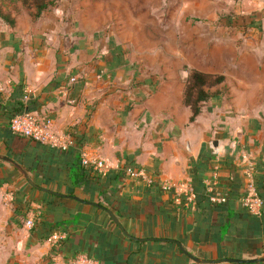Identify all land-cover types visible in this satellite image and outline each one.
Instances as JSON below:
<instances>
[{
	"label": "crops",
	"instance_id": "crops-1",
	"mask_svg": "<svg viewBox=\"0 0 264 264\" xmlns=\"http://www.w3.org/2000/svg\"><path fill=\"white\" fill-rule=\"evenodd\" d=\"M66 4L26 23L0 16V155L34 185L0 159V264L79 253L100 264H264L224 260L264 257V205L253 214L241 203L264 197V0H137L138 24L153 22L161 42L155 57L185 60L153 68L97 27L101 0L94 27ZM192 72L221 80L188 101ZM19 102L52 119L66 148L13 133ZM82 149L104 168L74 185ZM164 179L189 182L195 205L175 203Z\"/></svg>",
	"mask_w": 264,
	"mask_h": 264
},
{
	"label": "rangeland",
	"instance_id": "rangeland-1",
	"mask_svg": "<svg viewBox=\"0 0 264 264\" xmlns=\"http://www.w3.org/2000/svg\"><path fill=\"white\" fill-rule=\"evenodd\" d=\"M97 0H0V14L7 18H19L23 22H27L29 14L32 17L39 16L42 12H49L55 7H60L64 3L68 9L67 14L76 15L79 13L86 21L87 26L91 27L95 16L92 14L93 4ZM100 1V0H99ZM149 1V0H148ZM154 0H150L152 3ZM103 8L99 9V23L97 27L102 30L114 32L116 36L125 46L135 54V64H143L147 68H153L155 65L171 63L181 66L185 60H176L170 57H155L154 51L161 44L156 40L154 23L150 25L138 24L140 10L135 7L137 0H101ZM3 4V5H2ZM123 4L125 7H120ZM27 25V24H26ZM185 66V63L183 64ZM149 66V67H148ZM219 80L217 75H204L203 81L193 79L190 83L191 96L197 97L199 92L204 91L207 87H213ZM8 231L4 234V240L10 236ZM9 251L4 249L3 253Z\"/></svg>",
	"mask_w": 264,
	"mask_h": 264
},
{
	"label": "built area",
	"instance_id": "built-area-1",
	"mask_svg": "<svg viewBox=\"0 0 264 264\" xmlns=\"http://www.w3.org/2000/svg\"><path fill=\"white\" fill-rule=\"evenodd\" d=\"M10 130L32 141L61 149L66 148V142L58 139L53 131L52 119L46 116H40L32 111H23L13 115L9 120ZM80 163L93 170H102L104 168V161L99 158L90 156L85 150H80ZM126 176L131 178H141L147 184L154 182V178L147 176L143 170L135 168H127ZM213 183H215L213 181ZM162 190L169 192L173 196V200L180 207L192 208L196 203V194L187 181H173L164 179L160 182ZM213 189H209L212 192ZM211 202H220L222 198L217 194L209 196ZM242 205L251 213H259L261 207L264 205V197L253 195H246L241 200ZM27 228L32 227V221L27 219L25 221ZM61 264H100V262L84 253L76 254L73 258L63 260Z\"/></svg>",
	"mask_w": 264,
	"mask_h": 264
},
{
	"label": "trees",
	"instance_id": "trees-1",
	"mask_svg": "<svg viewBox=\"0 0 264 264\" xmlns=\"http://www.w3.org/2000/svg\"><path fill=\"white\" fill-rule=\"evenodd\" d=\"M0 16L1 17H5V16H3V15H1L0 14ZM6 18V17H5ZM206 76H208V75H206ZM203 77H204V74H201V73H198V72H192L191 74H190V83H192V80L193 79H196V80H198V81H200L199 82V84L201 85V84H203V83H201L202 81H203ZM221 80V78L219 77V80L218 81H220ZM217 81V82H218ZM216 82V83H217ZM190 89V88H189ZM188 89V91L186 92V99L189 101V100H191V94H190V90ZM200 93V95H198L197 97H194L195 99H201V98H204V97H207L208 95H210L209 94V92H203V91H201V92H199ZM23 111H31V110H29V107L28 106H26V105H24L22 102H19V107H18V109H17V111L15 112V113H13L12 114V116L13 115H15V114H17V113H20V112H23ZM11 116V117H12ZM10 117V118H11ZM10 120V119H9ZM90 171H93V169L92 168H88V167H85V166H83L81 163H80V161H79V164L77 163V166H76V168H74L72 171H71V175H72V183L75 185V184H78L79 183V181H80V179H81V177H83V176H85L86 175V173L85 172H90ZM212 194H214V191H212V192H208V196H207V198L209 199V196L210 195H212ZM210 200V199H209ZM215 203H217V202H215ZM87 255V254H86ZM90 257V256H89ZM93 258V257H92Z\"/></svg>",
	"mask_w": 264,
	"mask_h": 264
},
{
	"label": "water",
	"instance_id": "water-1",
	"mask_svg": "<svg viewBox=\"0 0 264 264\" xmlns=\"http://www.w3.org/2000/svg\"><path fill=\"white\" fill-rule=\"evenodd\" d=\"M0 159L2 160H5L7 162H9L12 166H14L21 174L24 178H26L30 183L31 181L29 180L28 178V174L26 172V170L24 169V167H22L19 163H17L16 161H14L13 159L7 157V156H3V155H0ZM32 184V183H31ZM33 185V184H32ZM34 186V185H33ZM81 202H84V203H91V202H87V201H84V200H81V199H78L76 197H73ZM94 205L96 206H99L98 204H95L93 203ZM109 216L111 217V219L113 220V222L124 232V234H126V232L123 230V228L121 227V225L119 224L117 218L112 214V212H110L108 209H105ZM127 235V234H126ZM175 243H177L179 249L184 253L186 254L187 256H189L190 258H192L193 260L197 261V262H213V261H206V260H201V259H198L194 256H192L190 253H188L186 250H184V248L181 246V244L177 241H175ZM225 261H235V262H257V261H264V257H259V258H253V259H248V260H238V259H232V258H226L224 259Z\"/></svg>",
	"mask_w": 264,
	"mask_h": 264
}]
</instances>
